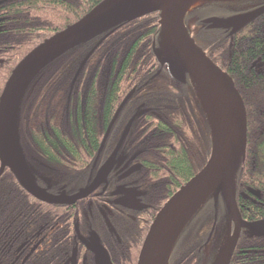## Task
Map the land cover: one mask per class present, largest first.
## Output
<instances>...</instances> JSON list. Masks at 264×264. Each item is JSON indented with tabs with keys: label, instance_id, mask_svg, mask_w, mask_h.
<instances>
[{
	"label": "trees",
	"instance_id": "trees-1",
	"mask_svg": "<svg viewBox=\"0 0 264 264\" xmlns=\"http://www.w3.org/2000/svg\"><path fill=\"white\" fill-rule=\"evenodd\" d=\"M0 1L6 5L9 46H14L8 53L7 69L0 71L1 95L14 65L34 47L78 22L103 0ZM262 5L261 0H204L184 19L198 45L232 78L245 105V157L237 166L235 182L237 205L246 222L264 221V15L232 36L228 29L209 30L204 21L247 13ZM105 36L61 55L33 79L18 107L20 149L32 175L37 170L44 176L63 174L89 178L124 138L122 149L141 150L139 161L143 168L137 177L142 179L147 192L148 178L157 179L156 184L149 186L146 197L152 205L149 217L153 220L177 190L205 166L211 151V128L193 79L189 76L186 85L177 83L168 67H161L153 54L152 44L160 38L159 13L115 28L80 68ZM130 91L134 94L98 155L110 121ZM140 104L147 111L139 109L133 124L130 127L127 124L119 137V127L138 112ZM194 106L201 114L200 121L190 111ZM148 150L158 163L151 164L150 169ZM11 175L7 171V176ZM89 180L68 179L73 189ZM91 200L78 201L71 207L49 206L29 196L15 181L3 185L0 264H10L5 241L18 239L13 244H20L22 234L25 237L27 232L32 234L34 226L48 232L49 244H41L37 261L29 264H60L62 246L67 250L71 240H75L76 227L82 233L91 222L89 218L86 221ZM216 206L209 198L197 210L181 232L169 264H204V252L219 224L226 228V242L229 222L221 198ZM90 208L96 209L95 204ZM124 227L129 228L140 245L147 223H144L145 230L136 223L128 222ZM127 236L125 239L132 237L130 233ZM52 238L58 241L54 246L50 244ZM221 252L218 251L212 264H216ZM114 253L117 260L114 264H138L136 252L130 253L131 260L123 259L118 250ZM230 264H264V236L243 231Z\"/></svg>",
	"mask_w": 264,
	"mask_h": 264
},
{
	"label": "water",
	"instance_id": "water-1",
	"mask_svg": "<svg viewBox=\"0 0 264 264\" xmlns=\"http://www.w3.org/2000/svg\"><path fill=\"white\" fill-rule=\"evenodd\" d=\"M188 10V0H103L77 23L44 41L30 52L14 69L0 97V175L8 168L26 192L48 204L73 205L87 198L107 182L116 165L115 159L121 142L98 169L87 187L72 195L64 192L58 195L50 194L31 179L18 142V131L15 137L12 134L13 128L17 130L20 100L33 79L61 55L87 41L109 34L124 23L159 13L162 40L160 48L154 49V55L160 66H167L171 77L179 83H186L187 73L193 78L211 128L212 149L204 168L179 188L151 222L138 257V264H169L172 250L181 232L209 197L213 198L215 204L219 196L222 197L231 225L230 235L217 264H230L242 231L264 236V221L248 223L242 220L236 201L234 179L237 166L245 157L247 133V115L243 100L232 78L215 65L190 36L184 23ZM262 15L264 5L251 12L228 18H209L205 20V24L210 30L231 29L232 36ZM106 36L85 57L80 68ZM201 86L206 88L212 99L216 113L214 121L200 98ZM133 94L134 91L129 92L116 110L99 152L120 112ZM133 120L134 118L129 125ZM139 170V166L132 167L121 176V179ZM121 188L115 195L122 194L124 197L117 203L127 209L141 210L142 208H137L133 203L134 197L131 193L135 190L121 191ZM138 195L141 196L139 193L135 197ZM90 238L93 243L88 248L95 256V263L111 264L108 253L99 244L98 236L91 233ZM81 240L84 241L82 238ZM75 257L76 251L73 252L72 264L75 263Z\"/></svg>",
	"mask_w": 264,
	"mask_h": 264
},
{
	"label": "flooded vegetation",
	"instance_id": "flooded-vegetation-1",
	"mask_svg": "<svg viewBox=\"0 0 264 264\" xmlns=\"http://www.w3.org/2000/svg\"><path fill=\"white\" fill-rule=\"evenodd\" d=\"M6 15H7L6 5H4L3 2L0 1V71L7 69L6 64L8 60V53L9 51L13 50L14 47V46H9V41H8L9 33L7 28L8 17ZM154 43L157 44V40ZM16 65L13 66V69L10 75L8 76L7 80L11 76ZM141 106L142 105L140 104V106L138 107V112H134L133 116L126 121L124 126L122 125V127L121 126L119 127V131H120L119 137L124 131L128 121L139 113V109L141 112L145 111L144 107L140 108ZM149 111L150 110H148V112ZM116 145L113 148V150L116 148ZM113 150L96 166V169L89 178H87L86 176L72 177V175H63V174L60 175L51 174L44 176L41 173L37 172V170L33 172V178L38 184V186L47 190V192L50 194L58 195L60 192H65L67 194H74L78 192L80 189L88 186L90 181L94 179L98 169L112 154ZM119 154H121L120 158L116 156V160H115L116 170H114L113 173L109 176L107 187L104 189L103 185L100 186L94 193H92L88 198H86V199H93L90 201L92 203L89 204L88 216L86 217V221L89 218L91 222H89L88 227H84V232L82 233L79 231L78 227H76V232H75L76 235L74 238L75 240H71V244L68 245L67 250L62 246L63 255L60 264H72L71 259L74 251H76L74 264H96L95 256L93 252L88 248V246H90V244L93 243L90 238L91 232H95L98 235L100 245L109 254L108 256L112 264H114V261H117L114 253L115 250L120 251L124 256L123 259L126 260H131L130 253L136 252L139 255L142 244L144 242V239L152 222V220H150L149 217V211H151L152 205L150 203L149 197L148 199L146 197L149 194V186H151L152 184H156L157 179L148 178V192H147V190L144 189V185L142 184V179H139L137 177V174L143 168L142 164L139 161L141 150L140 149L130 150L125 148L120 150ZM151 164H158V163L157 160H155V157H153L152 151L148 150V169H150ZM135 166L140 167V170L138 172L133 173L127 178L121 179V176L128 169ZM7 171L11 173V171L8 168H6L0 175V191L3 185H7L9 182H14V181L17 182L15 176L12 173L11 176H7ZM51 179H58V181L53 183ZM68 179H91V180H89L87 183H85V185L81 186L80 188L78 187L77 189L76 188L73 189ZM47 180L49 184H47L46 182ZM119 188H121V191L135 190V192L131 193L132 196L134 197L133 203L137 208H142V209L141 210H132L129 208L127 209L121 206L120 204H118L117 202L124 197V195L122 194L115 195V193L118 191ZM139 193L141 194V196L138 195L135 197V195ZM94 197H97V200L99 201H97ZM94 200H96L95 203ZM94 204L96 206V209L90 208V206ZM46 205L56 206L50 204H46ZM143 206L146 208H143ZM146 213H148V220L146 219ZM128 222L131 224L136 223L137 226L140 224V226H142V229L144 227V223H147L148 227L147 229L146 227H144V230L146 229V231L140 245L134 239L135 235L131 234L129 228L124 227V224ZM124 228H127L125 232L123 231ZM144 230L139 235H142ZM46 232L47 231L44 230V228H41L40 226L38 227L34 226L32 234L27 232L28 234L27 237L24 236V233L22 234L23 237L21 239L20 244L18 245L13 244L14 242H17L18 239L10 242L5 241L4 246H5L6 256L7 258H9L10 264H29L32 260L34 262L37 261L40 245L43 244L44 246H46L47 244H49L47 242L48 232L47 233ZM44 233H46L45 236ZM127 233H130V236H132L130 239H125V237H128ZM136 237H138V235H136ZM81 238L84 241H82ZM57 242L58 241L56 240V238H52V243L50 244L54 246L57 244ZM128 255H130V258L128 257ZM113 257L115 258L113 259Z\"/></svg>",
	"mask_w": 264,
	"mask_h": 264
},
{
	"label": "rangeland",
	"instance_id": "rangeland-1",
	"mask_svg": "<svg viewBox=\"0 0 264 264\" xmlns=\"http://www.w3.org/2000/svg\"><path fill=\"white\" fill-rule=\"evenodd\" d=\"M141 105H143V104H141ZM190 111L193 114V116H195L196 119L198 121H200L201 114H200L199 110L194 106L193 108L190 109ZM12 134L15 137V135L17 134V130H15L13 128ZM108 138H109V136H108ZM108 138H107V140H108ZM107 140H106L102 150L100 152H98V155H100L101 152L104 150V148L106 146V143H107ZM100 146H101V144H100ZM46 182H47V184H49L48 180ZM228 229H229V227H228ZM225 230H226V228L223 227L221 224H219V226H218V228L216 230L214 239L211 240L209 247L204 252V259H205V263L204 264H212L214 259L216 258V255H217L218 251L223 249V247L225 245V242H224V234H225L224 231ZM230 231H231V227H230ZM228 237H229V233L227 232V237L226 238L228 239Z\"/></svg>",
	"mask_w": 264,
	"mask_h": 264
},
{
	"label": "bare ground",
	"instance_id": "bare-ground-1",
	"mask_svg": "<svg viewBox=\"0 0 264 264\" xmlns=\"http://www.w3.org/2000/svg\"><path fill=\"white\" fill-rule=\"evenodd\" d=\"M201 1L202 0H188V7H189V9L195 7ZM199 94H200V98L202 100V103H203L204 107L206 108V110L208 111L210 117L214 121V115H216V113L214 112V109L215 108H214V106L212 104V99H211L208 91L206 90V88H204L203 86H201L200 89H199ZM143 107H144V105H142L140 108H143ZM129 121H131V120H129ZM123 141H124V138H121L120 141L118 142V144L121 142L120 148H119L118 153H117V156L119 158H120V155H121V154H119V152H120V150H122ZM107 185H108V181L104 184V187H106Z\"/></svg>",
	"mask_w": 264,
	"mask_h": 264
}]
</instances>
